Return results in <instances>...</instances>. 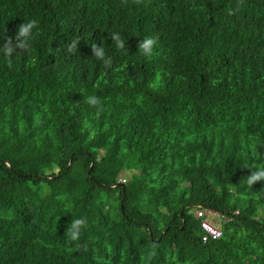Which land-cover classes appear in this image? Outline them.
I'll return each mask as SVG.
<instances>
[{"label": "trees", "instance_id": "trees-1", "mask_svg": "<svg viewBox=\"0 0 264 264\" xmlns=\"http://www.w3.org/2000/svg\"><path fill=\"white\" fill-rule=\"evenodd\" d=\"M29 20L0 52V264H264V0H0V36Z\"/></svg>", "mask_w": 264, "mask_h": 264}, {"label": "clouds", "instance_id": "clouds-1", "mask_svg": "<svg viewBox=\"0 0 264 264\" xmlns=\"http://www.w3.org/2000/svg\"><path fill=\"white\" fill-rule=\"evenodd\" d=\"M36 26L35 20H29L27 22L22 21L19 23L18 28L15 31L14 37L12 36H0V41H3L0 44V52L4 55L11 56L13 51L17 48L19 49H27L29 46V40L33 35V28ZM113 39L116 42V46L118 48H124L125 44L123 40L120 38L119 34H113ZM15 41V43H13ZM76 42H73V47ZM156 43L155 38L153 37H145L142 41H139L137 47L142 51L144 55H150L153 50V46ZM94 53L97 57H103L105 55V51L102 46L96 47L94 45ZM88 102L90 104L95 105L97 103L95 98H89ZM264 179V167L257 168L255 172L248 176L247 183L251 186L257 180ZM84 223L83 220H76L72 225L71 238L73 240L78 238L79 235V226Z\"/></svg>", "mask_w": 264, "mask_h": 264}, {"label": "built area", "instance_id": "built-area-1", "mask_svg": "<svg viewBox=\"0 0 264 264\" xmlns=\"http://www.w3.org/2000/svg\"><path fill=\"white\" fill-rule=\"evenodd\" d=\"M125 181V179H124ZM195 215L198 218L204 217L206 214H210L212 217H205L201 223L203 229L205 230L204 241H207L208 238H220L223 235L222 227L219 224H216V220H225L228 218L227 215H224L216 210L207 209L204 206H196L194 209Z\"/></svg>", "mask_w": 264, "mask_h": 264}, {"label": "rangeland", "instance_id": "rangeland-1", "mask_svg": "<svg viewBox=\"0 0 264 264\" xmlns=\"http://www.w3.org/2000/svg\"><path fill=\"white\" fill-rule=\"evenodd\" d=\"M123 176L127 179V178H129L130 175L127 173V171H125ZM215 223H216V224H219V225L221 226L222 221H220V220H216Z\"/></svg>", "mask_w": 264, "mask_h": 264}]
</instances>
